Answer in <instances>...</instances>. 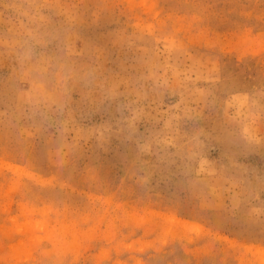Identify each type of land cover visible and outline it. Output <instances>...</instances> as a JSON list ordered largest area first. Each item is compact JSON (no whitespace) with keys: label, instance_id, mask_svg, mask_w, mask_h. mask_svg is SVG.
<instances>
[{"label":"rangeland","instance_id":"rangeland-1","mask_svg":"<svg viewBox=\"0 0 264 264\" xmlns=\"http://www.w3.org/2000/svg\"><path fill=\"white\" fill-rule=\"evenodd\" d=\"M0 264H264V0H0Z\"/></svg>","mask_w":264,"mask_h":264}]
</instances>
